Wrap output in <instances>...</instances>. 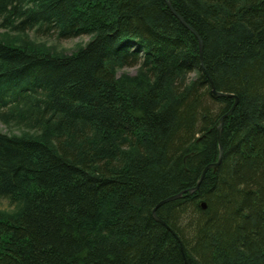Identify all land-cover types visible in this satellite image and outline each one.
Segmentation results:
<instances>
[{"label": "trees", "instance_id": "16d2710c", "mask_svg": "<svg viewBox=\"0 0 264 264\" xmlns=\"http://www.w3.org/2000/svg\"><path fill=\"white\" fill-rule=\"evenodd\" d=\"M168 1L0 0L8 30L93 36L0 41V125L29 128L0 127V264H264V0Z\"/></svg>", "mask_w": 264, "mask_h": 264}, {"label": "rangeland", "instance_id": "374dc122", "mask_svg": "<svg viewBox=\"0 0 264 264\" xmlns=\"http://www.w3.org/2000/svg\"><path fill=\"white\" fill-rule=\"evenodd\" d=\"M194 32V31H193ZM196 33V32H194ZM136 33L129 35L134 36ZM0 36L6 40V43H11L13 45H22L25 47L30 48L31 51L37 52V50L41 51H53L56 54L63 56V54H69L79 50V47L90 40L91 35L86 34L85 36H81L79 38H66V39H59L56 32H53L50 35H46L44 33H36V31H29V32H14L12 30H4L0 28ZM135 37V36H134ZM199 47L201 48V40L199 39ZM49 45V48L47 46ZM52 49V50H47ZM117 70V69H116ZM117 75L120 77L121 86L124 83L121 79V75H126L125 79L128 77L133 80V83H139V85H147L152 81L147 73L142 71L141 64H136L133 66H121L118 71ZM129 75V76H127ZM196 77L195 74H191L189 77L193 80ZM189 79V80H190ZM128 84V83H127ZM126 85H123L125 87ZM3 132L13 135H22V133H27L29 128L26 126L16 125L12 123L10 126H5L3 124L0 125ZM34 135V137L39 136L37 133H30ZM201 180V178H200ZM200 180L197 184H199ZM22 204L20 202H11L8 198H0V213H17L20 211ZM203 207V204H201ZM7 215V214H6ZM156 219V218H155ZM186 264V263H185Z\"/></svg>", "mask_w": 264, "mask_h": 264}, {"label": "bare ground", "instance_id": "6f19581e", "mask_svg": "<svg viewBox=\"0 0 264 264\" xmlns=\"http://www.w3.org/2000/svg\"><path fill=\"white\" fill-rule=\"evenodd\" d=\"M167 3H168V5H170V2L167 0ZM171 6V5H170ZM75 20H77V19H75ZM83 20L82 19H78L76 22L77 23H81ZM89 25H92V24H90L88 21L86 22V27H88ZM79 26L81 27V25L79 24ZM0 28H2V29H4V30H6L7 28H4V27H2V25H0ZM8 30V29H7ZM29 31H35L34 29L33 30H27V31H22L23 33H25V32H29ZM53 32H56L57 33V35H58V37H59V39H66V38H79V37H81V36H85L86 34H82V35H80V36H74V35H72L70 32H62V34L63 35H61V33L59 32V29H55V30H53V31H50V33H48V32H45V34L46 35H50V34H52ZM36 33H38V32H36ZM70 33V34H69ZM93 38V36H91L90 37V40ZM89 40V41H90ZM201 40V39H200ZM0 41H4V42H7L6 40H4L1 36H0ZM88 41V42H89ZM88 42H86L85 44H83V45H81L80 47H79V49H82L84 46H86L87 44H88ZM200 42H202V41H200ZM28 48V47H27ZM47 48H49V45L47 46ZM202 49L203 48H200L199 47V50H200V55H201V57H202ZM29 50L31 51V49L29 48ZM47 50H52V49H47ZM77 51V50H76ZM76 51L75 52H72V53H69V54H63V56H66V55H70V54H73V53H76ZM37 53H43L44 55H46V56H48V57H55V56H60V55H58V54H56V52H53V51H39V50H37ZM127 76H129V75H127ZM191 76V75H190ZM189 76V77H190ZM130 79V78H129ZM184 79L185 80H187L188 79V75H185L184 76ZM131 80V79H130ZM211 94H212V92H211ZM213 95V94H212ZM214 96V95H213ZM215 97V96H214ZM218 97H222V96H218ZM10 103H11V99L10 100H8L7 101V105H10ZM229 113H230V111H229ZM224 119H225V117H221L220 119H219V122H218V124H217V126H216V131H217V136H218V145H219V155H218V159H217V161L215 162V163H212V164H210V165H208L207 167H206V169H210V168H213V170H217L218 169V167H219V165H220V163H221V161H222V157H223V145H222V132H223V124H224ZM32 131L31 132H33V133H40L41 132V130L40 129H36V128H32L31 129ZM204 174H206V171L205 170H203V172L201 173V176H204ZM198 185V184H197ZM196 188H197V186L194 188V189H192V188H190L189 189V195L194 191V190H196ZM182 193V192H181ZM180 193V194H181ZM179 194V193H178ZM177 195V194H176ZM183 196V194L180 196V197H182ZM200 204H203V209H206L207 208V206H206V203H205V201L204 200H201V202H200Z\"/></svg>", "mask_w": 264, "mask_h": 264}, {"label": "water", "instance_id": "95a60500", "mask_svg": "<svg viewBox=\"0 0 264 264\" xmlns=\"http://www.w3.org/2000/svg\"><path fill=\"white\" fill-rule=\"evenodd\" d=\"M201 44H202V42H201ZM201 48H203V45H201ZM212 87H213V89H212V94H213L215 97H218V96H228L227 94H223V93H221V92H217V90L215 89V87L213 86V84H212ZM182 194H183V193H181V194L179 193V194H177V195H174V196L170 197V199L179 198ZM154 217H155L156 219H158L157 216H156V213H155V212H154Z\"/></svg>", "mask_w": 264, "mask_h": 264}]
</instances>
